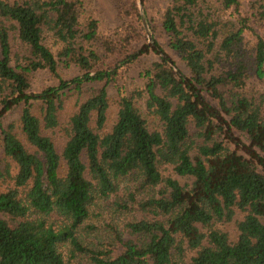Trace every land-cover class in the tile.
I'll return each mask as SVG.
<instances>
[{
  "label": "trees",
  "instance_id": "trees-1",
  "mask_svg": "<svg viewBox=\"0 0 264 264\" xmlns=\"http://www.w3.org/2000/svg\"><path fill=\"white\" fill-rule=\"evenodd\" d=\"M112 2L99 32L85 0H0V264H264V0H166L185 74ZM101 204L131 219L86 241Z\"/></svg>",
  "mask_w": 264,
  "mask_h": 264
},
{
  "label": "rangeland",
  "instance_id": "rangeland-1",
  "mask_svg": "<svg viewBox=\"0 0 264 264\" xmlns=\"http://www.w3.org/2000/svg\"><path fill=\"white\" fill-rule=\"evenodd\" d=\"M167 2L166 0H143L142 4H138V12L141 17V21L144 26L145 31V43H151L154 40L163 52L170 58L173 62V68L182 73H186L182 65L179 63L176 55L168 49L167 47V39L164 33L159 29V20L162 15L163 10L165 9ZM83 14L85 16L90 15L97 21L99 32L106 31L108 29L113 28L118 19L115 14V7L112 0H85ZM157 56L149 53L148 55L142 56L137 63L129 66L127 70L124 71V79L122 82L119 81V84L125 87L132 86H139L140 81L137 79V74L147 65L152 63L153 61L157 60ZM66 77L75 76L76 70L72 67L63 71ZM50 80L47 74L42 72L34 73L31 79V89L33 91H38L43 86L50 84ZM91 87L98 88L100 85L93 84L90 85ZM107 91L109 94V99H113L115 95V91L111 87H107ZM75 101L74 95H69L65 103V112L64 114H68L73 110V105ZM112 100L110 101V108H109V124L110 125L114 118V105L112 104ZM17 118V110L9 112L3 119L2 123L6 124L9 122L15 121ZM234 135L243 143H245V138L237 133ZM233 149L232 146H230ZM110 206L107 204H101L98 206V217L93 218L90 221L89 225H94V229L85 231L84 237L87 240L94 239V241L100 239H108L111 236V233L114 231H120L123 227L125 222L130 221L131 217L128 212H122V214H115L110 213ZM230 229V226L226 227ZM82 234V235H83ZM107 240V241H108ZM63 254L67 256V250L63 249Z\"/></svg>",
  "mask_w": 264,
  "mask_h": 264
}]
</instances>
